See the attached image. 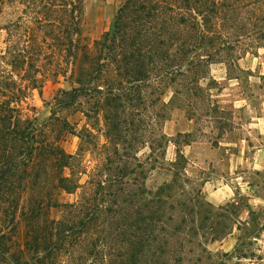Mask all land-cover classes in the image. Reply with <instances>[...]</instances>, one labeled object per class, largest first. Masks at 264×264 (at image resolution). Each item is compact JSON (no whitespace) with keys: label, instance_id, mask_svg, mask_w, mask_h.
Here are the masks:
<instances>
[{"label":"rangeland","instance_id":"1","mask_svg":"<svg viewBox=\"0 0 264 264\" xmlns=\"http://www.w3.org/2000/svg\"><path fill=\"white\" fill-rule=\"evenodd\" d=\"M124 2L82 0L72 58L46 30L30 29L19 40L0 30V141L14 156L27 151L18 140L26 132L35 149L10 185L17 209L0 201V264H123L132 246L146 247L139 264H264V29L232 37L231 51H200L202 59L211 56L205 65L189 52L180 76L171 74L173 57L163 60L170 74L122 94L112 123L105 93L96 90L131 82L115 79L112 64L85 80L83 94L63 93L79 87L84 53H93ZM22 10L6 4L0 27L27 23ZM24 48L31 58L23 64L17 50ZM200 68L202 76L185 73ZM60 151L72 157L64 169ZM62 178L71 194L61 189ZM93 192L99 209L113 212L61 241L58 225L74 211L68 206ZM159 196L164 214L150 218ZM37 229L52 242L60 238L50 256L33 249Z\"/></svg>","mask_w":264,"mask_h":264},{"label":"trees","instance_id":"2","mask_svg":"<svg viewBox=\"0 0 264 264\" xmlns=\"http://www.w3.org/2000/svg\"><path fill=\"white\" fill-rule=\"evenodd\" d=\"M9 3H16L23 7L22 16L30 25L19 17L18 22L6 28L0 27V30L11 29V33L17 40L21 36L27 39L23 34L29 35L30 29L46 30L44 36L48 35L56 43L61 42L69 58L76 57L77 45L74 38L80 35L82 0H0V14L3 7ZM223 29H230L232 33H227ZM248 29L252 30L248 31ZM257 29H264V0H125L116 13L111 30L94 43L93 53H84V58L78 65L76 83L79 87L63 94L69 95L71 99L83 94L89 90L84 86L85 80L96 79L105 72L109 63L112 64L115 67V79L123 78L131 81L128 83V89L114 88L122 87L126 82L112 81L108 89L96 90L100 94L105 93L103 107L108 114V121L112 122L113 112L118 109L115 103L120 100L122 94L127 95L131 89L138 88V84L145 80L150 81L152 77L154 81H161L170 74L169 64H164L163 60L167 61L169 57H173L171 60L176 65H174L175 68H170L171 74L176 72V75L180 76L184 70L182 64L186 62L185 58L188 57L189 52L194 54L192 60L195 59L198 63L205 65L210 62L211 56L202 59L200 51L211 48L217 51H231L230 42L234 39L232 37L238 39ZM237 31L242 35L235 33ZM168 50L174 52L167 55ZM17 51V58L23 64L31 58L25 56V48ZM187 62L193 64L190 61ZM198 65L201 67V64ZM198 65L195 64V66ZM201 72H203L201 68L197 71H185L192 77L202 76ZM87 83L91 84L88 81ZM3 123H6V119L0 113V127ZM4 136L0 135V140H5ZM30 137L31 135L29 133L27 135L26 132L19 135L18 140L26 144L27 151L20 148L14 156L9 155L12 147L7 148L4 145L5 141L2 143L0 141V160H3L0 169V201L3 200L8 205L15 204L12 207L14 210L17 209V204L11 197H16L18 192L14 191L10 185L18 176L16 171L20 163L25 167L33 160L35 149L28 145ZM33 140L32 136L31 141ZM59 157L61 169L66 168L68 161L72 159L70 155H65L62 151L59 152ZM16 159L19 161L16 162ZM126 168L125 164L122 172ZM122 172L120 171V174ZM23 174H26V171ZM19 180H23L22 176ZM65 182L67 179H60V187L62 186L61 189L71 194L73 191L65 185ZM112 187L113 185L110 186ZM101 191L103 193L105 189L101 188ZM97 194L93 192L90 196L82 197L78 205L68 206L74 211L70 212L68 220L58 225L61 241L65 234L75 236L79 230L86 229L96 215L113 212L110 209L106 211L99 209L101 205L96 200ZM154 203V206L149 209L152 213L150 218L158 219L164 214V202L159 196ZM64 206L66 208V205ZM55 207L58 206L55 205ZM32 234L31 244L37 252L42 250L44 255L50 256L58 249L60 238L52 242L47 232L38 229L36 232L32 231ZM2 239L5 237H0V240ZM145 248L139 249L132 246L123 264H139L145 256Z\"/></svg>","mask_w":264,"mask_h":264}]
</instances>
